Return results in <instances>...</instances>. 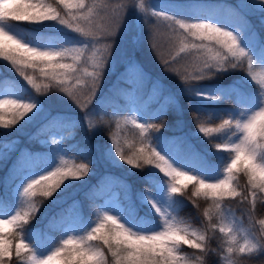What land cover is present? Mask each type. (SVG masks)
I'll return each mask as SVG.
<instances>
[{
    "label": "trees",
    "instance_id": "1",
    "mask_svg": "<svg viewBox=\"0 0 264 264\" xmlns=\"http://www.w3.org/2000/svg\"><path fill=\"white\" fill-rule=\"evenodd\" d=\"M45 2L67 18L68 10L59 0H45ZM84 2L88 6L94 5V0H84ZM101 2H106L110 6L118 3L114 0H101ZM168 2L170 4L164 6L150 1L145 3V11L141 15L135 35L136 40L132 47L120 51L111 46L106 54L102 51L101 56L106 55L108 62L112 56H118L121 52L122 54L113 69L106 67L102 72L101 88L91 106L87 108L88 114H84L81 110H66L61 107L62 103L59 102L64 92L39 68L26 69L27 74L33 76L35 83L39 85L40 91H37L8 61L0 57V79L16 82L18 92L24 93L26 97H36L41 100L42 109L49 110L44 118L39 119L37 116L26 123L28 116L31 115L29 113L14 125L10 124L8 128L0 127V152L6 151L4 147L6 143L12 145V148L7 150L6 158L0 159V194L5 197L11 196L19 208L21 204L16 200L14 190L19 184L20 176L41 172L58 159L66 169L73 170L80 163L89 159L93 161L89 164V172L86 175L78 179L69 177L65 180L64 183L70 185L67 189L61 185L51 197L39 194L34 197L39 211L31 216L25 228L27 241L34 246L38 254L51 251L61 239L60 231L48 230L51 218L68 210L67 218L70 223L73 219L77 220L75 233L82 234L84 229L94 226L95 221L100 218L99 208L105 204V200L113 196H118L121 200L128 221L151 229L159 227L163 218L151 210L144 193L146 189L148 191L154 189L151 183L154 175L165 183L169 178L164 177V174L151 164H142L138 168L126 164L115 155L117 144L126 157H133L141 147L148 151L149 147L155 146L154 141L157 138L183 137L193 144L196 150L222 166L228 159V153L216 155L220 150L215 148V144L230 143L239 133L232 137L223 132L205 136L199 132V126L202 124L208 128H217L223 119L238 118L239 112L245 109L238 104L236 97L247 96L258 100L259 94L264 92V85L259 83L260 75H258L262 70V61L255 53H253L251 70L248 69L247 59H244L234 69L227 66L226 70L220 72L213 69V74L202 80L186 79L190 75L198 74L192 67L193 57L202 53L189 49L180 53L175 59L172 57L181 47V38L186 39L189 44L199 45L202 41L179 29L177 25H171V22L165 20L163 16L153 15V12L160 11L173 16L176 15V9L180 8L185 10V14L178 15L177 18L194 23L202 22L199 20L201 17L215 13L216 16L225 19L224 27L235 28L231 13L241 12L248 22V27L254 30L253 35L257 41L264 42V23H261L264 18L259 7L261 0H168ZM120 3L123 5L117 9L123 10L122 16L125 17L124 10L132 9L133 5L128 1ZM245 5H255V7H245ZM72 11L76 10L72 9ZM14 23H17V30L25 38L42 37L41 46L49 42L60 46L65 39L85 40L79 33L66 28L58 20ZM90 40L91 38H88L89 46ZM203 43L214 49L218 47L209 41ZM90 52L91 48L88 47L85 50V57L89 56ZM165 60L168 61L167 64ZM65 62L72 63L70 59ZM77 66L80 68L81 76L87 68V63L82 60ZM253 75L256 77L255 80L252 79ZM70 83L73 86L76 81L72 80ZM45 85L49 87L45 88ZM186 87H191V90ZM222 91L235 95L216 101L195 95V93H203L214 96ZM2 111L5 114L3 122L10 123V117L16 109L6 106ZM58 114L62 119L45 127L48 121ZM137 114H142L144 124L162 126L158 130L150 129L145 137H141L139 129L131 122ZM54 139H59L62 148L60 154H56V149L52 145ZM161 148L162 145L158 143L157 149L161 150ZM108 149L112 152L111 159L105 156ZM25 153H31L39 159L37 165L30 166L26 173H21L18 158ZM43 157L50 158L46 165L43 163ZM114 159L116 162H113ZM33 168H36V171H33ZM220 171L222 172V167ZM215 178V174L209 176L211 180ZM181 180L182 176L178 178L177 183L182 188V194L172 197L168 211L172 212L176 220L188 227L191 232L202 233L206 237L204 241L206 252L203 254L196 249L181 245L180 252L189 259L190 264H201V262L202 264H264V252H261L260 247L251 253H228L227 237L219 231L220 227L228 225L229 222L235 223L236 231L230 234L236 237V245L233 247L243 246L248 236L256 237L259 233L256 226L264 228V225L259 223L264 220V193L257 191L255 207L250 203V196L247 200L243 199L242 195L225 198L221 201L223 216L212 209L209 220L204 212L211 208L212 200L203 195L204 190L200 195L193 196L192 192L196 187L194 183H187L185 187V184L180 183ZM51 184L49 183V186ZM234 184L240 193L249 192L248 177L244 173L236 174ZM158 195L160 194L156 196ZM56 200L62 202L57 205L54 202ZM51 207L54 208L51 210ZM72 208L76 209L74 213ZM81 214L84 217L83 223L80 222ZM40 226L43 235H35L33 229ZM262 242L264 243V240ZM93 243L100 244L108 260L111 261L112 258L102 241ZM12 264H25V262L13 258Z\"/></svg>",
    "mask_w": 264,
    "mask_h": 264
},
{
    "label": "snow or ice",
    "instance_id": "2",
    "mask_svg": "<svg viewBox=\"0 0 264 264\" xmlns=\"http://www.w3.org/2000/svg\"><path fill=\"white\" fill-rule=\"evenodd\" d=\"M59 2L68 10L67 18L62 16L55 7L41 3L40 0H0V57L8 61L37 91H40V87L35 83L34 77L27 74L26 69L39 68L70 97L75 98L77 92V89H74L70 83L72 80H75L77 85L85 84L88 94L94 95L107 56H98L96 51H93L90 56L85 57V50L89 47L88 38H91V47L95 48V41L100 36H114L116 29L122 27L120 14H115L109 26L98 30L97 26H94V6L86 5L84 0H59ZM245 7H255V5H245ZM259 7L261 16L264 18V0H261ZM139 8L141 12L145 11L143 2L140 3ZM184 14L185 10L180 8L176 9V15L173 16L160 11L153 12L154 16H163L165 20L171 22V25H177L179 29H183L190 36L202 41L199 45L189 44L186 39L181 38V47L172 57L175 59L180 53L189 49L202 53L193 57L192 67L198 74L190 75L186 79H205L213 74V69L216 72L226 70L227 66L234 69L244 59H247L248 69H252L253 53L257 51L252 47L255 43L254 30L248 27V22L241 12L231 13L235 30L218 26L215 21L190 23L177 18L178 15ZM49 20H58L60 24L79 33L85 40L65 39L58 47L51 42L41 47L42 37L25 38L17 30V23H14L21 21L40 23ZM73 21L76 22L75 26ZM80 21L85 23L82 25ZM123 22L126 24L127 20L124 19ZM261 23H264V19ZM245 36L248 37L247 43L243 39ZM203 41H209L218 47L214 49L204 44ZM103 47L106 54L110 51L111 44L105 43ZM258 48V56L264 60V42H260ZM221 49L224 51L222 52ZM69 59L72 63L65 62ZM82 60L85 63L91 62L93 68L92 71L84 69V76L90 78L88 81H84L79 75L80 68L77 65ZM164 62L168 63L167 60ZM252 79L255 80L256 77L253 75ZM259 83L264 85V80H260ZM44 87L47 88L49 85ZM186 89L190 91L191 87H186ZM195 95L216 101L231 98L235 93L222 91L214 96H207L203 93H195ZM0 97H2L0 98V127L8 128L10 124L14 125L25 115L31 113L25 121L28 123L43 113L41 100L32 96L26 97L24 93L18 92L16 82L0 79ZM258 97L259 99L255 100L247 96H237L238 104L244 106L245 109L239 112L238 118L223 119L217 128H208L202 124L199 126V132L205 136L210 133L223 132L232 137L239 133L235 135L231 143L215 144V148L220 150L216 155L228 153V159L222 166L196 150L193 144L183 137L157 138L154 141L155 146L149 147L148 151L141 147L133 157H126L117 144L115 155L126 164L134 168L141 167L142 164H151L159 169L164 177L169 178L165 183L154 175L151 181L154 189L152 191L146 189L144 193L147 203L163 218L162 224L156 229L132 223L131 220L124 222L120 216L110 214L100 208L98 222L84 229L82 234H76L74 229L78 225L75 222L70 223L67 218L68 210H65L64 213L51 218L48 227L49 232L60 231L61 239L50 252L41 256L27 241L25 228L31 216L39 211L34 197L38 194L51 197L61 188V185L67 189L70 185L65 184V180L69 177L78 179L86 175L89 172V164L93 161L89 159L80 163L75 166L74 170L57 166L53 161L44 169L46 174L41 173L38 178L28 175L20 176L21 183L18 188L21 207L17 208L16 202L13 204L11 196L5 197L0 194V264H12L13 258L22 260L25 264H190L189 259L180 252L181 245L196 249L203 254L206 252L205 235L191 232L188 227L176 220L172 212L167 209L162 211L152 197L163 194L165 185L170 198L182 194V188L178 186L177 180L183 176L185 180L196 186L192 192L193 196L200 195L204 190L203 195L212 200L211 208L204 212L209 220H211L212 209L223 216L221 201L228 197L234 198L242 195L243 199L247 200L250 196V203L255 207L257 191L264 193V126H262L264 125V92H261ZM5 106L16 109L10 117V123L3 122L5 114L2 109ZM61 119L59 114L53 116L45 127ZM131 122L139 129L141 137H145L150 129L158 130L162 126L137 123L136 118H132ZM55 142L54 140L53 143ZM113 143L116 142L113 141ZM158 143L162 145L161 150L157 149ZM4 147L6 151L0 152V159L6 158L7 150H10L12 145L6 143ZM105 156L112 158L111 149L106 150ZM38 159L31 153L22 154L18 158L21 173H26L30 166L37 165ZM113 162L116 160L114 159ZM241 172L248 177L249 192L246 194L240 193L234 184L236 174ZM213 174L216 176L214 182H207L209 176ZM53 180L54 183L49 186V182ZM73 204L75 205L76 202L74 201ZM72 211L74 213L76 209L72 208ZM83 221L84 217L81 214L80 222L83 223ZM259 223L264 225V220ZM219 231L227 237V252L230 254L234 252L251 253L257 249V243L247 239L243 246L233 247L236 245V237L230 234L236 231L234 222L220 227ZM65 232H67L66 235ZM95 241H102L112 258L111 261L108 260L100 244L93 243ZM260 250L264 252V243L260 244Z\"/></svg>",
    "mask_w": 264,
    "mask_h": 264
},
{
    "label": "rangeland",
    "instance_id": "3",
    "mask_svg": "<svg viewBox=\"0 0 264 264\" xmlns=\"http://www.w3.org/2000/svg\"><path fill=\"white\" fill-rule=\"evenodd\" d=\"M114 1L118 2V3H115L114 5L110 6V5H107L106 2L105 3L101 2V0H94V5H93L94 6V13H95L94 17H93L94 26H97L98 30L101 28L109 26L111 24L112 19L115 17L116 13H119L120 17H123L122 16L123 10L117 9V8L122 6L123 3H120V2H124V1H128L133 5V7H131L132 9L124 10L126 16L123 18L127 20V23L125 24L123 22L124 21V19H123V21H121L122 27L116 29V34L114 36H109V37L100 36L95 41V48L91 47L92 41L90 40V46H89L91 48L90 55L92 54L93 51H96L97 55L101 56L102 51H104L103 46L106 42L111 44V46L117 48L120 51H124L125 49H128L129 47H132L134 45V42L136 40L135 39L136 31H137V28L139 26V22L141 20V15L144 13V12H141L140 8H139V5L141 2H143L144 5L147 1H150V2L157 4V5H163V6L170 4V2H168V0H114ZM40 2L47 4L45 2V0H40ZM198 15H200V13H198ZM199 20L202 22H213V21H215L218 26H223V23L225 22V19L222 16L218 17L215 15V13L210 14V16H207V17H201ZM73 23L76 24V22H73ZM84 23H85L84 21H82V23L80 21V24L83 25ZM65 27L68 28L67 26H65ZM162 27H164L163 22H162ZM70 29H72V28H70ZM228 30H233V29H228ZM245 37L243 39L247 43L248 37L247 36H245ZM254 38H255V43L252 45V47L256 48L257 51L254 53L258 56V53H259L258 45H259V43H258L255 36H254ZM45 46H41V47H45ZM55 46H57V45H55ZM121 54H122V52L118 56H112L109 62L106 60L103 71H105L106 67L108 69H111V68L113 69L116 66V64L118 63ZM258 59H260L259 56H258ZM261 61H262L261 64H264V60H261ZM86 69H87V71L93 70L91 62L87 63ZM258 75H260V80H264V65H262V70L260 71V73ZM81 77H83L84 81H88L90 79L89 77L84 76V73L81 75ZM101 84L102 83H101V77H100V79L98 81V86L95 90L94 95L90 96L88 94V88L85 84L77 85V83H75V85H73V88L77 89L76 97L75 98L70 97L67 95V93L64 92L62 100H60V102H59V103H62V104H60V106L63 108H66V110H73V111H80L81 110L84 112V114H88L87 108H89L91 106V103L96 98V95L98 94V92L101 88ZM0 98H2V97H0ZM18 98H22V97H18ZM49 106H51V105H49ZM134 109L137 111V108H135V106H134ZM256 110H258V108ZM48 113H49L48 109H46V108L43 109V113L39 116V119L44 118L45 116H47ZM85 116H87V115H85ZM87 117H89V116H87ZM133 118H136L137 123H143L142 114H137ZM234 139H235V137L231 140V142ZM54 140L56 141L55 143H53ZM54 140H52V145L54 146V149H56L55 150L56 154L62 153V148L60 146L59 139H54ZM43 158H44L43 163L46 165V163L50 161V158H48V157H43ZM58 161H60V160L59 159L56 160L55 165L64 167ZM33 171H36V168H33ZM41 173H44V170H42L41 172H34L28 176H35L38 178ZM44 174H46V173H44ZM208 180L209 181H207V182H214V180H211V179H208ZM53 182H54V180L50 181L49 183H53ZM20 183H21V180H20L19 184ZM180 183L186 185L187 183H190V182L185 180L184 177L182 176V180ZM18 185L16 186V188L14 190V196H15L16 200L20 201ZM21 191H22V188H21ZM153 200H154V202L157 203L158 207H160L161 210L163 211L165 209L168 210V208L170 207L171 202H172V197L170 198L169 194L167 193V188H165L163 194H160V195L154 197ZM54 202L58 205L62 202V200H56ZM13 204H15L14 201H13ZM53 208L54 207H51V210ZM100 208H102V210L108 211L110 214L118 215V216H120L122 221L128 222L127 217H125L126 209L124 208V205L122 204V202L118 198V196H113V197H110L109 199L105 200V204L103 206H101ZM151 210L155 212V210L152 209V207H151ZM43 218H45V216ZM72 221L75 223L77 222L76 219H73ZM95 222H98V220H96ZM94 225H95V223H94ZM255 225H257V224H255ZM156 228H158V227H153L152 229H156ZM256 229L259 231L257 236L256 237L248 236V240L256 242L257 248H259L260 244L263 243L262 240H264V228L257 225ZM33 230H34L35 235H38V236H40L41 234L43 235L41 226L38 228H35ZM74 231H75V229H74ZM66 234H67V232H65V235ZM69 234H72V233H69ZM145 234H147V233H145ZM48 252H50V251H48ZM39 255L42 256L44 254H39Z\"/></svg>",
    "mask_w": 264,
    "mask_h": 264
},
{
    "label": "clouds",
    "instance_id": "4",
    "mask_svg": "<svg viewBox=\"0 0 264 264\" xmlns=\"http://www.w3.org/2000/svg\"><path fill=\"white\" fill-rule=\"evenodd\" d=\"M262 126H264V125H262Z\"/></svg>",
    "mask_w": 264,
    "mask_h": 264
}]
</instances>
